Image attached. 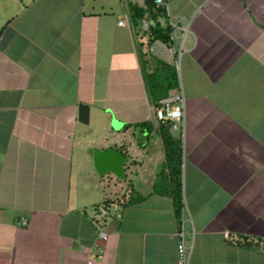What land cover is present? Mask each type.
<instances>
[{
    "label": "crops",
    "instance_id": "obj_1",
    "mask_svg": "<svg viewBox=\"0 0 264 264\" xmlns=\"http://www.w3.org/2000/svg\"><path fill=\"white\" fill-rule=\"evenodd\" d=\"M165 2L173 54L132 20L143 1L0 0V264H180L181 220L188 264H264V0ZM166 66L179 216L152 109ZM108 148L122 179L96 172Z\"/></svg>",
    "mask_w": 264,
    "mask_h": 264
},
{
    "label": "trees",
    "instance_id": "obj_2",
    "mask_svg": "<svg viewBox=\"0 0 264 264\" xmlns=\"http://www.w3.org/2000/svg\"><path fill=\"white\" fill-rule=\"evenodd\" d=\"M130 10L132 12V20L136 23L141 20L144 13L148 14L149 28L146 32L142 33H146L149 36V43L155 39L164 43L170 42L172 28L168 23L163 7L156 6L154 0H143L142 6L130 3ZM158 16H162L161 21L157 20ZM165 65L166 64L163 63V66ZM163 74L164 75L162 76L159 75L160 77H158V82L156 84L154 81L151 84V92L154 94L152 97L155 102L163 97H166L170 89L177 87L176 74L173 68L171 69L169 66H166ZM160 83L161 85L158 86ZM154 85H157V87ZM170 125V120L161 121L158 125L165 154L163 168L167 171V175L165 176L166 182L163 186L167 188L164 189V192L171 196L174 209L176 214L179 216L182 209L180 181L182 156L181 137H176L171 134ZM158 187L156 186L155 189L161 191Z\"/></svg>",
    "mask_w": 264,
    "mask_h": 264
},
{
    "label": "built area",
    "instance_id": "obj_3",
    "mask_svg": "<svg viewBox=\"0 0 264 264\" xmlns=\"http://www.w3.org/2000/svg\"><path fill=\"white\" fill-rule=\"evenodd\" d=\"M156 6L163 7L166 16L168 15V7L165 2V0H154ZM157 20L161 21L162 16H158ZM125 23V20L121 19L118 21L119 25H122ZM140 26L143 31H147L149 28V19L148 14L144 13L143 17L141 18ZM155 43L157 44L158 48H163L166 50V52L173 54L174 50L172 48H168L164 43L155 40ZM182 104H183V98L182 95L179 93H175L173 95H168L164 98H161L157 101L152 107L153 114H154V120L156 122V127H158L159 122L164 120H170L171 125L170 129L180 130L182 126ZM111 204L108 202H101L95 207V211L100 216L107 215L109 209L111 208ZM23 224L25 223V220H22ZM97 238L99 240H106L107 234L104 231H100L97 234ZM177 252L180 264H188L189 259V251L191 248V244L186 243V234L184 229V220H181V228L177 232ZM103 252V247L101 245L96 246V254L97 256H100ZM87 264H92L90 260H88Z\"/></svg>",
    "mask_w": 264,
    "mask_h": 264
},
{
    "label": "water",
    "instance_id": "obj_4",
    "mask_svg": "<svg viewBox=\"0 0 264 264\" xmlns=\"http://www.w3.org/2000/svg\"><path fill=\"white\" fill-rule=\"evenodd\" d=\"M78 116L81 123L88 121V107L84 104L78 106ZM125 157L114 148L95 149L93 151V163L99 176L111 173L119 179L124 177L123 163Z\"/></svg>",
    "mask_w": 264,
    "mask_h": 264
},
{
    "label": "rangeland",
    "instance_id": "obj_5",
    "mask_svg": "<svg viewBox=\"0 0 264 264\" xmlns=\"http://www.w3.org/2000/svg\"><path fill=\"white\" fill-rule=\"evenodd\" d=\"M139 3L142 2L143 0H137Z\"/></svg>",
    "mask_w": 264,
    "mask_h": 264
}]
</instances>
